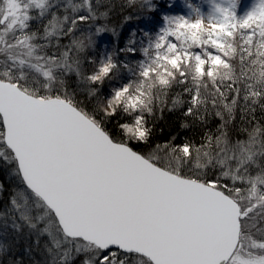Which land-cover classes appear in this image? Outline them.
Wrapping results in <instances>:
<instances>
[{"label":"snow or ice","instance_id":"obj_1","mask_svg":"<svg viewBox=\"0 0 264 264\" xmlns=\"http://www.w3.org/2000/svg\"><path fill=\"white\" fill-rule=\"evenodd\" d=\"M202 2L159 15L139 48L133 29L96 56V38L117 35L111 0H0V171L16 181L0 207V264L7 221L16 242L31 241V264H264V0L242 13L241 0ZM125 4L154 16L164 6ZM165 108L201 122L214 110L223 123L199 144L149 147ZM237 108L251 127L232 140Z\"/></svg>","mask_w":264,"mask_h":264},{"label":"trees","instance_id":"obj_2","mask_svg":"<svg viewBox=\"0 0 264 264\" xmlns=\"http://www.w3.org/2000/svg\"><path fill=\"white\" fill-rule=\"evenodd\" d=\"M74 2H78V0H74ZM112 4L114 5V9L110 13L109 19L107 21V24L110 28H114L116 30L117 35L113 36L111 33H105L102 34L101 37H97L98 40V46L93 51L92 49L87 50V54L90 55L91 51L92 54L99 53L98 49H102V51H105V45L106 51L113 52L118 51L119 48H124L127 41L130 38L131 32L133 29L137 30V34L135 37L136 40V47H140V41L143 39L145 43L147 42L146 39L142 36L141 29L149 31L152 27V24H157L158 16L161 12L164 13V10L167 12L170 10L167 8L166 4L160 9L159 13L154 16L153 22H150L151 16L147 9H140L139 5H133V6H127L125 4V0H111ZM131 15L132 19L128 21L127 23H124V16ZM139 17V19H137ZM35 26L37 27L38 24L36 23ZM158 27L161 26L160 23L157 25ZM80 33L77 32V36H79ZM120 58V59H119ZM124 58V59H123ZM118 59L119 60H128L133 61L137 60L135 57H126L123 53H118ZM91 65H86V67L90 70ZM238 67V66H237ZM126 77V73H125ZM75 77L72 76L68 79V83L70 86L76 87L73 82H75ZM105 91H109V83L105 82L103 85L101 95H104ZM180 88H175L173 90L172 95H174L176 92H180ZM83 98V97H82ZM169 103H171V96L169 97ZM210 110H211V106ZM159 115V114H158ZM256 119L260 120L261 123H264V113H262L259 108H257L255 113ZM227 114H225V120H227ZM251 120V114L249 113L246 115L243 119L241 118V112L240 109L237 108L234 113V118L227 124L226 131L228 132L230 138L232 140H235L237 138L243 139L245 138L246 134L242 131L244 128H249L251 125L248 123V121ZM118 122H121L120 117H116L112 120V123L110 127H113L117 125ZM187 124L188 127H181L182 124ZM223 121L219 117H216L214 115V110H212V114L206 115L205 121L201 122L198 120H195L192 117L185 118L183 115L182 110H177L174 112H169L167 108L164 110L163 117L160 119H153L149 122V127L153 129L152 137L150 140L149 147L156 143H162L165 140L170 139L171 137L175 136L176 143H181L185 139H191L195 141L197 144L200 143L201 137L204 132L210 131V132H216L219 125H221ZM2 176V171L0 172V180L3 182L5 181ZM7 189L4 187V192ZM9 229V228H8ZM5 231V230H4ZM7 235L6 238L9 239V243H11L12 247L10 251L8 252V255L3 257V264H11V261H13L18 255L22 256V251L19 250V246L21 248H24L25 245L31 243L24 242L19 240V242L15 241L16 234L13 237L12 230H6ZM1 232V229H0ZM22 243V244H21ZM19 244V245H18ZM19 250V251H18ZM13 251V252H11ZM24 264H31V261L28 257H24ZM36 259H42L39 253L36 254Z\"/></svg>","mask_w":264,"mask_h":264},{"label":"rangeland","instance_id":"obj_3","mask_svg":"<svg viewBox=\"0 0 264 264\" xmlns=\"http://www.w3.org/2000/svg\"><path fill=\"white\" fill-rule=\"evenodd\" d=\"M171 2L173 4V7H171V8H168L167 7L170 10L167 12L166 11L167 9H166V10H164V13H168V14H187L188 9L185 7V3L186 2H190L192 4L200 5L203 8L204 11H207V6L205 4H203L202 0H171ZM252 2H253V0H241V3H240L239 8H238V11L240 13H242L243 11H245L250 6V4ZM163 3H164V5L166 4V6H167V0H163ZM162 14H163V12L160 13V15H162ZM150 16H151L150 22H153V19L155 17H154V15H152V13H150ZM35 24L36 23L33 24V27L34 28L36 27ZM157 25H158V23L155 24V25L152 24V27L149 30V32L153 33V35L157 31V29L160 27V26L158 27ZM98 50H99V53L92 54V51H91L90 55H96V56H98L101 52H103L102 49H98ZM108 52H110V51H108ZM140 58H141L140 55L137 54L136 59H140ZM91 67L92 66H90V69H91ZM73 83L75 85H77L76 79H75V82H73ZM112 86H113V84L112 83H109V89ZM107 92L108 91H105L104 94H106ZM2 176L4 177L3 179L5 180L3 182L4 183V187L7 190L5 192L3 191L2 193H0V207H2L3 205H6L7 204V201H8V198H9V195H10L11 190L13 189L14 186H16V181L8 174V171L6 169L2 171ZM6 220H7V217L6 216H0V229H1V232L4 231L3 225L5 224ZM7 222L9 223V227L8 228L11 230L10 221H7ZM8 228H7V230H9ZM25 232H27V230H25ZM14 235H15V233L13 232V237H14ZM4 238L9 242V239L8 238H6V237H4ZM19 240L24 241V242H29V240H26L23 236H21L19 238ZM23 249L24 248H21L19 246V250L22 251V253H23ZM11 252H13V251H11ZM23 255H24V253H23ZM24 257H28V256L24 255ZM76 264H80L79 260H77Z\"/></svg>","mask_w":264,"mask_h":264}]
</instances>
